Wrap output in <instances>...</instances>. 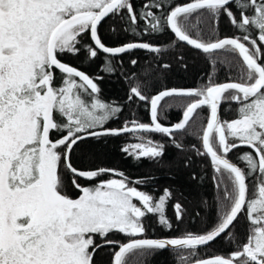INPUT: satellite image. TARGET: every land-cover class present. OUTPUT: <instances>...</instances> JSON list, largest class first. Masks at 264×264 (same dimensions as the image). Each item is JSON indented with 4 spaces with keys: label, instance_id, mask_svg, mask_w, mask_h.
Masks as SVG:
<instances>
[{
    "label": "snow or ice",
    "instance_id": "snow-or-ice-1",
    "mask_svg": "<svg viewBox=\"0 0 264 264\" xmlns=\"http://www.w3.org/2000/svg\"><path fill=\"white\" fill-rule=\"evenodd\" d=\"M125 11V31L139 37L167 29L178 41L223 56L220 64L235 69L236 76L229 71L227 82H215L219 69L214 60L208 83L198 89L163 87L149 98L139 85L133 86L128 100L150 103V123L132 119L120 128L104 127L123 109L99 97L101 90L94 81L103 77L89 76L58 56L83 51L90 61L102 52L106 55L100 71L113 74L116 69L109 56L137 49L160 53L161 48L149 42L116 47L102 42L98 25L109 16L123 19ZM221 15L228 17L239 35L217 36ZM85 33H90L92 43L83 41ZM257 40L264 43V0H188L175 6L165 0H145L139 9L133 8L131 0H0V264H94L96 250L106 245L113 247V264H145L155 251L166 249L186 250L178 254L181 264H264V51ZM233 54L242 57V66L232 63ZM137 63L131 60L132 65ZM54 69L61 74L59 85ZM173 97L195 99L187 103L180 122L163 126L158 108L165 98ZM222 104L236 118L222 119ZM205 107L210 112L201 136L204 151H197L210 157L218 174L213 179L222 190L223 211L204 234L147 238L146 215H158V223L172 230L166 217L172 189L166 187L155 196L135 186H147V179L133 182L123 172L105 167L79 170L70 161L85 140L132 134L138 142L126 143L121 151L137 162L143 158L158 162L164 145L136 133L172 137L190 121L195 126L194 115ZM172 142L182 147L175 139ZM240 147L253 149L237 157L245 168L228 158ZM62 165L81 193L78 198L64 191ZM104 175L121 178L101 180L92 187L77 183V178L92 181ZM173 209L179 223L183 206L176 202ZM241 213L249 224L246 242L236 244L227 257L200 259L199 246L222 235L236 241L232 229ZM113 233L123 234L128 242L108 239Z\"/></svg>",
    "mask_w": 264,
    "mask_h": 264
},
{
    "label": "trees",
    "instance_id": "trees-1",
    "mask_svg": "<svg viewBox=\"0 0 264 264\" xmlns=\"http://www.w3.org/2000/svg\"><path fill=\"white\" fill-rule=\"evenodd\" d=\"M134 9H139L145 0H131ZM168 4H182L188 0H165ZM235 11V9H233ZM239 17V13H236ZM123 19L120 16H109L98 27V35L102 42L108 47H116L128 42H149L161 48L160 53H150L146 50H134L124 53L116 57L109 56L112 60L115 72L108 74L100 71L104 65L105 55H99L92 60H86V53L81 51L77 56L63 54L58 58L68 64L76 67L88 74L89 76H102L103 79L95 80L100 88L99 97L107 103H114L121 106L123 111L118 114V118L113 119L104 127L120 128L126 120L137 119L143 123L149 121V103L134 98L129 101L128 96L133 86H140L142 94L148 96L155 95L163 87L179 88V89H198L208 83L209 73L213 71L212 62L216 61L218 68L217 83L227 82L226 72L231 71L233 77L236 76L235 69H229L227 64L221 65L220 60L223 56L216 53L205 54L198 50L192 49L179 42L171 34L169 30H165L163 34H152L136 36L130 31L124 29L128 27L126 24L127 13H123ZM140 21L139 27L143 26ZM213 21H209V25H213ZM115 29V31H113ZM139 30V29H138ZM217 36L219 38L234 37L239 32L229 22L225 15L219 17ZM193 38H196L193 34ZM82 39L85 43H91L88 33L83 34ZM204 39L207 40V29L204 33ZM258 46L264 51V43L257 40ZM136 59V65L131 64V60ZM234 65L240 67L243 65L238 54L229 57ZM164 65H169L165 68ZM55 84L61 82V74L59 70L54 69ZM78 79V78H77ZM195 98H165L161 101L159 111V122L162 125L170 126L175 124L182 116L187 103ZM227 104H222L220 115L222 119L232 120L236 118L234 112L226 113ZM237 105L233 104L235 109ZM207 107L197 110L194 115L196 125H192V121L186 126L185 130L174 132L172 137L161 133H136L137 136L151 139L154 142L164 145V155L159 158L158 162H150L147 158L140 161L134 160L130 156H126L121 148L126 143L138 142L133 138L132 134H122L120 136H107L99 140L88 139L79 144L75 151L71 154L70 161L73 167L79 170H92L100 167L116 169L123 172L130 181L137 179H147V186L135 185L139 190H144L158 196L168 187L172 189V199L166 205V217L173 225L171 231L163 228L158 223V215H146L144 224L146 226L147 238H180L187 233L204 234L211 230L218 223V215L223 211L221 204L222 190L216 187L213 177L218 174L215 172L211 160L208 156L199 155L198 149L203 151L202 132L206 126V119L209 115ZM133 113L135 115H133ZM198 133V134H195ZM57 134L53 133L52 137L56 138ZM182 145L176 148L173 144ZM246 152H252L248 147H240L234 149L228 154L230 161L236 163L239 167L245 168V164L237 160V157ZM62 179L64 181V191L72 198H78L80 191L73 187L72 175L61 166ZM195 175L196 179H193ZM112 178H121L115 175H104L96 180H86L77 178V183L85 187H92L101 180ZM252 184L249 183V192L251 194ZM179 202L184 209L182 220L178 223L173 205ZM249 224L246 214L241 213L235 222L232 232L237 237L235 242H229L222 235L214 242L206 246L198 247L199 258L204 259L216 255L227 257L235 250L236 244L246 242ZM140 238V237H137ZM108 239L120 242H127L128 237L123 234L113 233ZM97 243L102 241L97 237ZM118 247L115 249L117 250ZM186 251V250H185ZM185 251L177 250H157L145 261V264H181L178 254L183 255ZM113 258V247L106 245L96 250L93 257L94 264H111Z\"/></svg>",
    "mask_w": 264,
    "mask_h": 264
},
{
    "label": "water",
    "instance_id": "water-1",
    "mask_svg": "<svg viewBox=\"0 0 264 264\" xmlns=\"http://www.w3.org/2000/svg\"><path fill=\"white\" fill-rule=\"evenodd\" d=\"M108 17H106L105 19H107ZM104 19V20H105ZM104 20H102L101 21V23L104 21ZM100 23V24H101ZM98 27H99V25H98ZM171 32V31H170ZM171 34L174 36V34L171 32ZM88 35H89V39H90V41H91V38H90V33H88ZM175 37V36H174ZM225 38V37H224ZM229 38H231V37H229ZM175 39H177V38H175ZM178 40V39H177ZM179 42H181V43H183L184 45H186V46H188V47H190V48H192V49H195V48H193L192 46H190V45H187V43L186 42H182V41H179ZM91 43H92V41H91ZM195 50H198V51H200V52H202V50H199V49H195ZM102 53V52H101ZM104 54V53H103ZM119 55H121V54H119ZM118 55V56H119ZM240 59H241V61L243 62V60H242V57H240ZM210 112V111H209ZM182 120V116H181V118L177 121V122H180ZM149 121H150V104H149ZM176 122V123H177ZM163 126H165V125H163ZM171 126H174V125H171ZM171 126H169V127H171ZM206 127V126H205ZM176 132H178V131H176ZM251 149V148H250ZM252 151H253V149H251ZM209 159H210V157H209ZM232 162V161H231ZM234 163V162H233ZM128 242V241H127ZM200 247V246H199ZM118 250V249H117ZM175 250H177V249H175ZM215 256H212V257H208V258H204V259H211V258H214ZM111 264H113V258H112V263Z\"/></svg>",
    "mask_w": 264,
    "mask_h": 264
},
{
    "label": "rangeland",
    "instance_id": "rangeland-1",
    "mask_svg": "<svg viewBox=\"0 0 264 264\" xmlns=\"http://www.w3.org/2000/svg\"><path fill=\"white\" fill-rule=\"evenodd\" d=\"M203 151H204V150H203ZM112 179H117V178H112ZM134 202H135V203H137V204H139V202H138V201H135V200H134Z\"/></svg>",
    "mask_w": 264,
    "mask_h": 264
}]
</instances>
